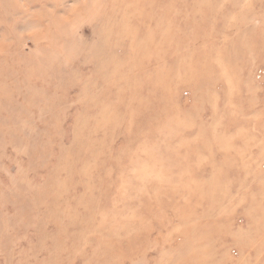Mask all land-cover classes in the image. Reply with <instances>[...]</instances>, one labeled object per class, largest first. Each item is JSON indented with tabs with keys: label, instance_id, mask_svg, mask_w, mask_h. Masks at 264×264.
I'll return each instance as SVG.
<instances>
[{
	"label": "rangeland",
	"instance_id": "rangeland-1",
	"mask_svg": "<svg viewBox=\"0 0 264 264\" xmlns=\"http://www.w3.org/2000/svg\"><path fill=\"white\" fill-rule=\"evenodd\" d=\"M0 264H264V0H0Z\"/></svg>",
	"mask_w": 264,
	"mask_h": 264
}]
</instances>
